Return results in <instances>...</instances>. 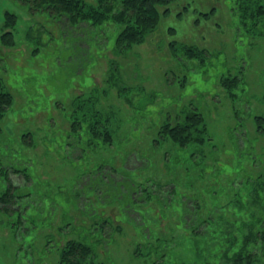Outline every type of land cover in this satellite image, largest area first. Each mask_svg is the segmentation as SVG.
Wrapping results in <instances>:
<instances>
[{"label": "rangeland", "instance_id": "1", "mask_svg": "<svg viewBox=\"0 0 264 264\" xmlns=\"http://www.w3.org/2000/svg\"><path fill=\"white\" fill-rule=\"evenodd\" d=\"M234 2L171 0L159 7V22L143 42L115 55L111 25L90 28L84 48L60 19L31 14L18 0H0V28L5 11L16 15L13 27L0 29V36L13 34L12 42L0 38V90L12 95L0 118V169L12 165L27 174L11 172L6 179L0 171V193L12 182L15 208L21 207L13 214L0 209V264H56L58 247L69 238L85 237L95 246L84 228L105 220L110 227L97 235L106 241L97 246L95 264H153L147 237L154 244L156 237L169 239L164 264H203L209 243L198 233L204 226L188 214L183 220L181 201L192 209L197 202L206 216L211 191L236 184L249 208L264 205V128L257 131L253 119L264 117V33L257 30L264 32V19L246 30ZM186 45L203 49V62L183 55ZM237 75L239 85L229 95L220 80ZM190 102L210 137L200 153L196 142L186 149L169 138L155 143L166 115ZM105 120L112 145L89 125L105 128ZM72 121H78V136ZM192 150L201 166H193L190 178L196 180L189 186ZM97 170L106 178L81 196L77 190ZM138 183L160 197L147 201L140 189L127 188ZM218 195L221 204L233 199ZM20 215L22 226L16 223ZM236 215L225 227L228 235L243 219L248 223L244 211ZM215 238L212 247L218 246Z\"/></svg>", "mask_w": 264, "mask_h": 264}, {"label": "trees", "instance_id": "2", "mask_svg": "<svg viewBox=\"0 0 264 264\" xmlns=\"http://www.w3.org/2000/svg\"><path fill=\"white\" fill-rule=\"evenodd\" d=\"M18 1L25 5L31 14L46 13L51 18L60 19V23L66 26L67 29H70L73 34L76 33V37L79 42H81L79 43L80 46L83 47L82 44L85 43L84 48L89 46L87 41L92 39L89 34L90 28H94L102 24L111 25V27L113 26L116 30V36L112 46V51L115 55H121V52L129 50L134 44L143 42L146 37L154 31L159 22L161 15L159 7L161 5H168L171 2V0ZM232 10L234 15L237 17L238 24H241L240 26L249 30V26L257 22L256 19H264V0H235ZM168 11L169 9L165 7L162 14H166ZM205 15H207V13H205ZM15 18L16 15L9 11H5L2 24L3 29L13 27L16 21ZM257 30H259L258 33L260 34L264 33L263 29L261 30L258 28ZM12 35V31H5L1 34L0 38H3L4 40L5 38H8L7 40L12 42ZM183 49V55L190 59L194 58L198 60V58H200V61L202 62L205 59V51L199 47L186 45ZM199 54L202 55L199 56ZM110 81L111 78H109V82ZM239 82V75L225 77L220 80V84L229 95H233L234 88L239 85ZM11 103V93L8 90H0V118L2 114H4V112L11 107ZM167 115L164 122L158 127L157 137L154 142L159 145L162 144L165 139L169 138L174 144H177L179 149H186L188 146L196 142V144L200 145L197 146L200 153L201 146L207 140H210V137L207 135V125L204 121V116L200 111H198L196 106L194 104L192 105L190 102L176 111L175 116L168 117ZM253 119L256 122L257 131L261 132L264 128V117L256 115ZM106 120L109 121V119ZM106 120L102 122L105 128L95 129L94 124L91 122H89V125L90 127H93L91 131L92 134L97 135V133H101L104 138L103 140L107 143V145H112V133L110 132V129L107 128L106 123L108 124V122ZM71 126H77L78 131L76 135L78 136L80 133L78 121H72ZM195 156L196 154L192 150L190 158L194 159L195 162H189L192 163L191 169H189L191 170L189 171V186L194 185L196 180H191L190 178L196 176L195 170L193 171V166H196L197 164L198 166H201V164L196 161ZM206 156L207 155L205 154L204 157ZM200 161L204 162L201 159ZM175 163H177V160H175ZM204 164L206 163H203V165ZM0 171L5 175L6 179H8L11 172L27 176L23 170L16 169V167L12 165L3 166ZM102 173L103 171L97 170L94 177L89 178L83 187L80 188V190H77L78 193L82 196V194L86 193V189H88L87 192H92L96 188L99 189L98 184L102 183L106 178H104ZM198 179H200V176H198ZM108 180L111 181L109 184L107 183L108 191L111 192L112 190L114 198H116V192L114 193L115 183H113L114 181L111 179ZM244 183L245 181L242 185ZM128 187L130 191L133 190L134 192L140 189L146 196L145 198L147 201L153 197H160V195L156 192H152L150 186L146 188V183L127 185V188ZM16 191L17 188L15 185H12V182H9L4 191L0 193V209L6 214L21 213V207L15 208L17 202L19 201ZM79 191H81V193ZM174 192L176 191L174 190ZM211 192L213 197L211 198L212 208L208 215H199V204L197 202L194 203L195 206L193 205L192 209V207L188 205L185 200L183 202L181 201L180 209V216L184 221L186 220L184 215L188 214L191 216L189 221H192L195 218V220L197 219L204 226V232L202 234L198 233L209 243V245L203 249V264H255L258 261H261L264 264V205L260 208H258V206L252 209L249 208L247 206L248 200L245 199V196L242 197V192L236 184L232 187L224 186L223 189H220L219 191L215 190ZM125 193L129 195L131 192L125 191L124 194ZM219 193L225 195L232 194L233 199H229L224 204H221L219 203ZM261 198L264 199V195H262ZM225 204L227 206H225ZM9 205L10 207H8ZM84 211L85 208L83 209V212ZM243 211L249 218L247 220L248 223H246L245 219H243L240 226H237L235 229L234 234L228 235L229 231H227L225 227L229 226L230 223H233L237 219V217L235 218V216H238L236 214H241ZM22 220L23 219L20 215V218L17 217L16 223L22 226ZM245 223L248 225L247 233H244V231L242 232V229L246 226ZM107 226L110 227V224L105 220L103 224L97 223L94 228L88 226L84 228L85 234L94 238L95 246H93V244L90 243L91 241L87 240L85 237L84 239H67L63 245L58 247L59 251L56 264H95L94 259L97 254V246L99 247V245H102L104 241H106L103 238H100L98 242L97 235H99V233L105 235L103 232L107 229ZM149 238L150 237L146 238L145 244L148 246V253L156 254V261H153V264H164V261L166 260L164 256L169 252L167 249V246L169 245L168 243L170 242L169 239L156 237V244H154L151 243ZM211 238L219 240L216 243L218 244L217 247H212L213 244L210 242V240H212ZM139 248L140 244L137 245L134 255L138 254ZM165 250H167V252Z\"/></svg>", "mask_w": 264, "mask_h": 264}]
</instances>
